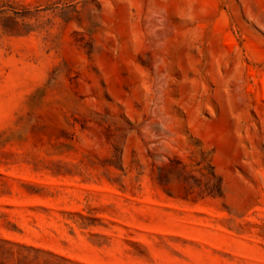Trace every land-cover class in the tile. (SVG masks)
Segmentation results:
<instances>
[{
    "label": "rangeland",
    "instance_id": "obj_1",
    "mask_svg": "<svg viewBox=\"0 0 264 264\" xmlns=\"http://www.w3.org/2000/svg\"><path fill=\"white\" fill-rule=\"evenodd\" d=\"M0 264H264V0H0Z\"/></svg>",
    "mask_w": 264,
    "mask_h": 264
}]
</instances>
